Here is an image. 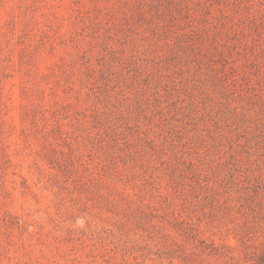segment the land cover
I'll return each instance as SVG.
<instances>
[{
	"label": "rangeland",
	"instance_id": "374dc122",
	"mask_svg": "<svg viewBox=\"0 0 264 264\" xmlns=\"http://www.w3.org/2000/svg\"><path fill=\"white\" fill-rule=\"evenodd\" d=\"M0 264H264V0H0Z\"/></svg>",
	"mask_w": 264,
	"mask_h": 264
}]
</instances>
